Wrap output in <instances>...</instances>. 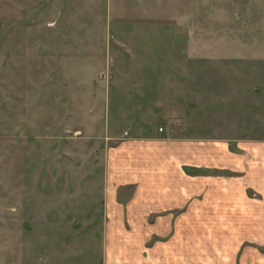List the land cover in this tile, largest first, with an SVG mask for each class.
Instances as JSON below:
<instances>
[{"label":"rangeland","instance_id":"rangeland-1","mask_svg":"<svg viewBox=\"0 0 264 264\" xmlns=\"http://www.w3.org/2000/svg\"><path fill=\"white\" fill-rule=\"evenodd\" d=\"M149 135L264 160V0H0V264H154L157 231L105 213L143 189L113 161Z\"/></svg>","mask_w":264,"mask_h":264},{"label":"crops","instance_id":"crops-1","mask_svg":"<svg viewBox=\"0 0 264 264\" xmlns=\"http://www.w3.org/2000/svg\"><path fill=\"white\" fill-rule=\"evenodd\" d=\"M123 148L126 158H121L122 153L113 161L120 158L117 167L127 176L121 186L131 187L135 180L130 173L133 158L127 156L136 154L144 168L139 183L143 189L128 199L107 195L106 224L113 231L142 229L143 225L154 228L157 233L151 237L159 239L147 251L150 260L153 257L158 264H238L244 246L264 242V160L256 157V142L160 140L149 135ZM161 183V188L146 189ZM141 234L137 237L145 246L149 237ZM139 257L129 251L122 261L140 264Z\"/></svg>","mask_w":264,"mask_h":264},{"label":"built area","instance_id":"built-area-1","mask_svg":"<svg viewBox=\"0 0 264 264\" xmlns=\"http://www.w3.org/2000/svg\"><path fill=\"white\" fill-rule=\"evenodd\" d=\"M162 131V130H161Z\"/></svg>","mask_w":264,"mask_h":264}]
</instances>
